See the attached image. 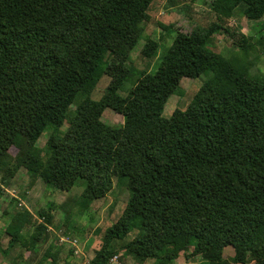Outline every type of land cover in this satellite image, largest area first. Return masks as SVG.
<instances>
[{"label": "trees", "instance_id": "16d2710c", "mask_svg": "<svg viewBox=\"0 0 264 264\" xmlns=\"http://www.w3.org/2000/svg\"><path fill=\"white\" fill-rule=\"evenodd\" d=\"M150 1L0 0L1 182L24 168L60 191L81 185L80 197L89 200L103 197L113 176L127 178L126 206L88 264H106L117 251L144 264H171L189 247L186 257L204 264H264V75L206 46L221 28L213 22L177 31L154 71H142L121 95ZM210 4L221 18L238 5L249 20L264 15V0ZM156 45L146 40L143 56ZM103 75L109 82L94 100ZM202 75L186 107L163 117L178 82ZM107 108L123 117L121 126L100 120ZM45 130L51 133L41 155L36 142ZM41 216L46 224L53 219ZM29 219L7 226V248L44 242L42 224L24 237ZM57 252L46 250L39 264H58Z\"/></svg>", "mask_w": 264, "mask_h": 264}, {"label": "rangeland", "instance_id": "374dc122", "mask_svg": "<svg viewBox=\"0 0 264 264\" xmlns=\"http://www.w3.org/2000/svg\"><path fill=\"white\" fill-rule=\"evenodd\" d=\"M210 2L211 0L150 1L146 18L138 23V37L128 52V73L119 90L121 95L132 87L142 71H154L177 31L187 32L195 26H208L213 22L219 23L221 28L218 34L208 39L206 46L222 58L235 60L240 65L248 63L249 74L264 75V15L258 20H249L243 15V5H238L230 17L221 18L213 12ZM146 40L157 44L150 58L141 53ZM109 79L106 75L101 76L90 93L92 99L96 100L101 96ZM203 79L204 75L197 79L182 78L167 99L162 116L167 118L175 109L183 110ZM81 98L82 95L79 94L76 102ZM76 102L71 105L69 112L74 110ZM100 120L110 127H119L123 123V117L108 108L104 109ZM65 126L66 123L59 129L60 134L65 131ZM50 133L51 130H45L36 142L41 155L44 154ZM8 152L14 157L18 148L12 146ZM13 163L14 159L11 158L5 165ZM3 172L4 169H0V186L3 188L0 197V236L6 234L7 226L18 224L28 216L30 219L26 225H22L25 238L32 236L38 225H45V240L36 244L42 262L47 250L48 254L58 251V264H64V261L69 264H88L94 251L101 245L104 231L120 217L130 195L127 178L119 179L116 176L112 177L111 189L103 197L84 200L80 197L81 185L77 184L68 191H60L30 176L24 168H19L12 179L6 177V181L2 183ZM49 212L53 219L50 224H46L41 219V214L49 215ZM19 213L21 215L18 217ZM133 235L134 233H130L120 244L130 240ZM73 240L80 252L75 255L74 261L72 258L69 260L74 256L75 246L71 244ZM117 252L119 264H144L123 251ZM190 252L189 247L171 264H204L199 257L187 258ZM230 253V248L223 250V256L227 259H230Z\"/></svg>", "mask_w": 264, "mask_h": 264}, {"label": "crops", "instance_id": "0c3cea01", "mask_svg": "<svg viewBox=\"0 0 264 264\" xmlns=\"http://www.w3.org/2000/svg\"><path fill=\"white\" fill-rule=\"evenodd\" d=\"M8 240V235L0 236V264H39V249L36 245L29 250L22 249L19 243L14 247L7 248ZM75 255H72L69 260L72 258L74 261Z\"/></svg>", "mask_w": 264, "mask_h": 264}, {"label": "built area", "instance_id": "2783aa9c", "mask_svg": "<svg viewBox=\"0 0 264 264\" xmlns=\"http://www.w3.org/2000/svg\"><path fill=\"white\" fill-rule=\"evenodd\" d=\"M71 243H72L73 246H75V240H73ZM75 247H76V246H75ZM77 252L80 253L79 250H77ZM77 252H76L75 254H78ZM118 257H119V255H117V254H116V255H113V256L108 260V262H107L106 264H119V262H118V261H119V258H118Z\"/></svg>", "mask_w": 264, "mask_h": 264}]
</instances>
